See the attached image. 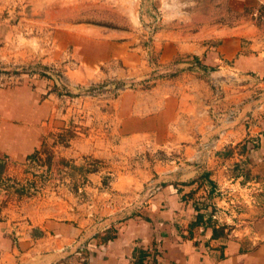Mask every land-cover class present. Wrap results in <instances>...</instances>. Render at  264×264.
Here are the masks:
<instances>
[{"label":"crops","instance_id":"1","mask_svg":"<svg viewBox=\"0 0 264 264\" xmlns=\"http://www.w3.org/2000/svg\"><path fill=\"white\" fill-rule=\"evenodd\" d=\"M219 2L235 21L207 35L157 36V67L177 66L176 73L148 90H130L115 105L112 127L123 132L108 145L123 153L124 167L105 189L88 183L99 204L69 217H41L23 199L15 212L0 200V264H264V0ZM144 52L127 46V75L152 71ZM185 56L201 69L182 71L190 65ZM40 93L0 87V162L11 164L2 179H19L18 167L35 163L43 144L59 146L52 137L63 124H47L53 105ZM58 150L73 161L112 157L94 138L75 137ZM203 173L215 185L211 196ZM231 181L256 182V205L222 211L217 190Z\"/></svg>","mask_w":264,"mask_h":264},{"label":"rangeland","instance_id":"2","mask_svg":"<svg viewBox=\"0 0 264 264\" xmlns=\"http://www.w3.org/2000/svg\"><path fill=\"white\" fill-rule=\"evenodd\" d=\"M3 6L9 8L0 16V87L40 90V101L53 105L47 124L58 129L63 124L52 137L56 150L54 143L43 144L35 163L12 164L21 170L20 180L0 178V200L8 210L15 212L23 199L41 217H69L99 204L88 183L105 189L110 174L124 167L118 158L123 153L115 155L108 145L123 132L112 127L118 120L115 105L127 101L130 90H148L157 78L176 73L177 66L157 67L155 38L188 37L196 30L207 35L214 25L235 21L219 0H6ZM127 46L147 50L142 60L152 71L145 77L127 75ZM182 59L190 64L182 71L201 69L198 60ZM75 137L99 139L112 157L62 158L58 149ZM4 159L0 172L10 163ZM91 172L98 173L93 182Z\"/></svg>","mask_w":264,"mask_h":264},{"label":"built area","instance_id":"3","mask_svg":"<svg viewBox=\"0 0 264 264\" xmlns=\"http://www.w3.org/2000/svg\"><path fill=\"white\" fill-rule=\"evenodd\" d=\"M234 112H230V115H233ZM258 184L256 182H248L244 185L238 184L234 185V181L229 183V186L224 190H217L219 192V196L223 202L222 211L226 212L227 210L235 213L242 206L244 207H252L256 205V195L259 192ZM151 190V189H150ZM216 218V214L213 216ZM226 229H230L232 232V228L229 226Z\"/></svg>","mask_w":264,"mask_h":264},{"label":"trees","instance_id":"4","mask_svg":"<svg viewBox=\"0 0 264 264\" xmlns=\"http://www.w3.org/2000/svg\"><path fill=\"white\" fill-rule=\"evenodd\" d=\"M200 179H201L202 183L205 182L209 186V195L208 196H211L214 193L215 185L211 181L208 180V174L203 173L200 176ZM198 217L200 218V215ZM222 229H224V227H222ZM217 234H218V232L214 228L213 229V236H216Z\"/></svg>","mask_w":264,"mask_h":264}]
</instances>
